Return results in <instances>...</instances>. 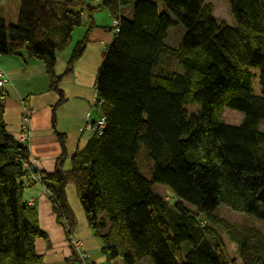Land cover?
<instances>
[{
  "label": "trees",
  "instance_id": "obj_1",
  "mask_svg": "<svg viewBox=\"0 0 264 264\" xmlns=\"http://www.w3.org/2000/svg\"><path fill=\"white\" fill-rule=\"evenodd\" d=\"M18 1L16 23L0 20V56L42 62L61 95L58 56L83 25L85 10L108 9L114 41L96 84L94 108L105 127L77 148L69 170L31 172L30 150L9 131L7 93L0 88V264L44 262L36 243L47 235L24 199L26 183L46 189L68 241L75 220L66 187L75 184L108 262L230 264L215 228L227 226L219 208L264 223V0H227L232 26L219 23L206 0H105L95 8L87 0ZM180 27L184 35L171 44ZM86 43L87 37L75 46L65 75ZM168 60L176 69L164 66ZM252 69L259 70L260 95ZM221 106L243 113V123L219 121ZM57 136L65 149L66 136ZM144 153L149 173L140 164ZM157 185L176 200L158 196ZM229 229L242 263L264 264L263 233ZM72 249L67 263L83 260L82 248Z\"/></svg>",
  "mask_w": 264,
  "mask_h": 264
},
{
  "label": "crops",
  "instance_id": "obj_2",
  "mask_svg": "<svg viewBox=\"0 0 264 264\" xmlns=\"http://www.w3.org/2000/svg\"><path fill=\"white\" fill-rule=\"evenodd\" d=\"M104 1L105 0H87V3L88 5L95 8L102 6ZM16 8L15 17H17L18 14L19 1L16 2ZM105 11L108 13V16H106L105 20H102L101 16L99 15L101 12L105 13ZM1 19L6 20L4 17H0V20ZM111 21L112 17L108 9H101L94 12L92 15H90L89 12L86 13L85 10L83 14V25L80 27L81 29L78 30V33L81 34L80 40L87 37V48L89 46V48L93 50V47L98 45L95 48V52L97 51V47L99 48V51L103 52L101 56L102 60L106 49L114 41V35L111 31ZM87 48L84 54H86L87 57L88 55H94L95 52L89 53ZM70 55L71 53L69 52L68 56L63 58L58 56L55 73L58 76L63 75L62 80L65 79L66 85L73 83L75 84V88H77L79 91H82V93L78 95V97H80V99L85 103L86 108L83 110L85 115L82 117V119L87 117L86 120L88 121L87 110L89 109V106L93 100L94 89L97 98L96 84L101 64L98 66V69L96 68V70H94L92 73H89L78 69L77 64L78 62L80 63V61H78L77 64H75L72 73L65 75L67 61L69 60ZM5 58L9 59L7 61L15 64L16 67L15 70L9 69L7 67V70L5 71V74L8 78V82L4 88L7 93V98L5 101L7 111H11V108H15L16 112H18V120L14 119L13 114H9V116L7 114L8 128L16 138H18L19 133H21L23 125H26L30 129L31 139L29 150L31 153V172L35 175L40 172H53L59 165L64 170H67L65 166L68 162H70L71 169L73 155L76 153L77 148H83L87 141H85L83 146H81L85 126L83 129L80 128L81 131L79 129L80 132L78 135V129L77 134L76 131H67V129L60 126V119L57 121L56 111L59 106L66 102L63 99L65 92L61 90L63 81H61L59 86V89L64 92L61 95L58 91L51 88V81L46 73L44 64H41L42 62L34 60H29L26 62L24 58L20 56L9 55L0 56V64H6ZM80 67L83 66L81 65ZM44 76L46 78H44ZM37 77H41L39 78L38 83H40V81L43 83H40V89L36 91L37 93H30L29 86H31V82H34L35 86L37 85V82H35L37 81L35 80ZM22 83L24 86H20ZM46 84H50L48 89H46ZM90 88L92 89L91 91ZM12 91L17 94L19 101H15V98L12 99ZM87 92L88 96L86 95V97L89 99L85 101L83 96L85 93L87 94ZM58 95L60 96V99L57 102ZM37 98L40 99V105L38 101H35ZM22 102H24L23 107L19 104H22ZM11 113H14V111H11ZM26 116L28 117V121L27 124H24L22 122V118H25ZM19 117L21 120H19ZM57 133L66 136L65 149L62 148ZM26 186L27 189L24 191V199L29 204L32 203V205L38 211L40 227L47 235V240L39 239L36 243L38 254L43 256V261L45 264H68L66 260L71 257L73 246L67 239L66 231L57 222V217L52 211V206L46 189L39 183H26ZM79 224L82 223L79 222ZM82 225L84 227V223ZM79 228L80 227L76 222L72 233L77 240L83 242L86 240L85 237L87 234L82 232L83 236L80 235V232L78 231ZM83 249L84 252L88 254L87 251H89V249L86 248L84 244ZM53 256L55 257L54 259L51 258ZM88 256L90 257L89 254ZM98 261L100 262L101 259ZM141 263L144 262H140L139 264ZM85 264H88V261L85 262ZM114 264L122 263L120 260H115Z\"/></svg>",
  "mask_w": 264,
  "mask_h": 264
},
{
  "label": "rangeland",
  "instance_id": "obj_3",
  "mask_svg": "<svg viewBox=\"0 0 264 264\" xmlns=\"http://www.w3.org/2000/svg\"><path fill=\"white\" fill-rule=\"evenodd\" d=\"M17 1L18 0H0V9H1L0 10V17H4L8 24H15L17 21V17H15L16 9H17L16 8V2ZM206 2L210 3L214 6V16L216 17V19L218 20L219 23H223V24L230 25V26H232L234 24L233 18L230 14V10H229L227 0H206ZM159 5L161 6L160 2H159ZM86 13H88V10H86ZM99 16H101L102 20H105L106 16H108V13L106 11H105V13L101 12ZM111 25H112V21H111ZM79 29H81V28L78 27L75 30V32L73 33V36H74V38L72 40L73 42L64 52L60 53V55H59L60 58L68 56L69 52L72 54L75 46L80 41L83 40V39L80 40L81 34L78 33ZM184 32L185 31H184L183 27H180L179 29H173L172 33L170 35V43L177 45L180 38L184 35ZM96 46H98V45H96ZM96 46H94L93 50H92L89 48V46L87 48V43H86V48H87V51L89 53L90 52L94 53ZM85 51H86V49H85ZM102 53L103 52L99 51L98 47H97V51L92 56L88 55V57H87V55L83 53L81 58H79V60H78V61H80V63L77 61L78 62V64H77V62H76L78 69L85 71V72L92 73L94 70H96V68L98 69V66L100 64H102V62H101L102 61V57H101ZM7 60H9V59L5 58L6 64H0V69L4 73H6L5 71L7 70V67L9 69H13V70L16 69L15 64L10 63V61H7ZM168 61H169V63H165V65H164L165 67H168V68L171 66L175 67V64L170 62V60H168ZM41 64H43V63H41ZM81 65L83 67H80ZM175 69H176V67H175ZM252 71L255 74V77L253 79L254 92L256 94L260 95L261 94V86L259 83V70L252 69ZM39 78H41V77H37L35 79V80H37V81H35V82H37L36 86H35L34 82L33 83L31 82V86H29L30 93H37L36 91H38L40 89V83H43V82L40 81V83H38ZM44 78H46V77L44 76ZM62 81H63L62 82L63 85H62L61 90L65 92L63 99L66 102L64 104H62L61 106H59L57 111H56L57 121H59V119H60V123H61L60 126L67 129V131L68 130L76 131V134H77V129H78V135H79V132L81 131V129L84 128V126H85L84 130L89 127V120L98 118L97 112L94 108V106L98 104L95 89H94L93 100L89 106V109L87 110V112H88V121H87L86 120L87 117L85 119L84 118L82 119V117L85 115V112H83V110L86 109L85 103L83 102V100L80 99V97H78V95L81 94L82 91H79L77 88H75L74 87L75 84L71 83V84L66 85L65 79ZM49 85L50 84H48V85L46 84V87H47L46 89H48ZM20 86H24V84L22 83ZM43 88H44V86H43ZM91 90L92 89L90 88V91ZM13 91L11 93L12 99L15 98L14 99L15 101L16 100L19 101L17 98V94ZM86 95L88 96V92H87V94L85 93V95L83 96L84 97L83 99L85 101L87 99H89L88 97H86ZM59 99H60V96L58 95L57 102ZM35 101H38L39 105H40V99L39 98L35 99ZM19 104L23 107L24 102H22V104L21 103H19ZM197 108L199 109L198 106H197ZM187 109H188L189 115L195 114L197 112L196 108L193 106H190V105L187 106ZM11 111L12 112L14 111V113H11ZM11 111L10 110L7 111L8 116H9V114H13L14 119L18 120L17 119L18 112H16V109L11 108ZM216 117L219 119V121H223L226 124L232 125V126H239L244 121V114L243 113L229 109V108H226V107H222V106L216 108ZM19 120H21L20 117H19ZM22 120H23L22 122L24 124H27L25 122V118H22ZM27 121H28V119H27ZM85 123H86V125H85ZM24 128L28 129V132H27L28 136H27L26 142L23 143V145H25L29 148L30 139H31V137H30L31 131L26 125H23L21 130H23ZM79 129H80V131H79ZM93 130L87 129L86 131L83 132L84 135L82 137L81 146H83L85 141H88L92 137ZM20 134L21 133H19L18 139L20 137ZM73 139H75V138H73ZM73 139H71V140H73ZM140 164H141L142 170L145 173H149L150 161L148 160L146 153H144L140 157ZM65 168L67 170L70 169V162H68L66 164ZM154 192L158 196H161L162 198H165L167 200L170 199L172 202H174L176 200L174 194L170 191V189H167L163 186H159V185L155 186ZM66 193H67L68 204H69V206L73 212V218L75 220V223L77 222L78 226L80 227L78 230L80 232V235L83 236L82 232L84 234H87L85 237L86 240H84V241L82 240L83 241L82 244H84V246H86V248L89 249V251H87L88 254L90 255V257L88 259V264H93V263H96V264H114V261L108 262L105 259L104 255L102 254V250H101V248H102L101 240L94 236L91 228L88 225L84 210L82 208L81 202H80L78 194H77L76 185L75 184H68L66 187ZM217 216H218V218H220L221 220H223V222H226V224H227V226L225 228L220 226V225L215 226V228L223 240L224 254L226 255V257L228 259V263H230V264H243L241 259H240L239 246L237 243H235L233 241L230 233L228 232V231H230L229 228L234 229V230H238V231H243V230L249 231V230L255 229V230L261 231L264 235V223L262 221L256 219L255 217H252V216H250L248 214H244V213L234 212L225 206H221L219 208V210L217 212ZM79 222L82 224L84 223V227L82 224H79ZM41 230L43 231L42 228H41ZM71 235L73 238H75L73 236L72 232H71ZM70 240L72 241V238H70ZM71 241H70V244L72 245ZM81 252H84L83 245H82ZM51 258L54 259L55 257L53 256ZM100 259H101V261L99 262L98 260H100ZM83 261L84 260L76 261L74 264H85ZM143 262L144 263H141V264H151L149 260L148 261L146 260ZM43 264H45V262Z\"/></svg>",
  "mask_w": 264,
  "mask_h": 264
},
{
  "label": "built area",
  "instance_id": "obj_4",
  "mask_svg": "<svg viewBox=\"0 0 264 264\" xmlns=\"http://www.w3.org/2000/svg\"><path fill=\"white\" fill-rule=\"evenodd\" d=\"M115 24L117 26V22H115ZM118 31L119 30L117 29L115 32H118ZM7 82H8V78H7L6 74L2 70H0V88L4 87ZM27 119H28V117L26 116L25 117V122L26 123H27ZM105 122H106V120L104 118H98V119H95V120L94 119L93 120H89V127L87 129H92V130L94 129L93 133H95L97 130H102L105 127ZM27 132H28V129L24 128L22 130L21 134H20L19 141L22 144L26 142V139H27V136H28ZM38 180H39V177L37 178V181ZM71 243L73 245V248L76 251L81 250L82 245H83L82 242L76 241L75 239H72ZM80 257L84 260V259H86L87 254L85 252H81L80 253Z\"/></svg>",
  "mask_w": 264,
  "mask_h": 264
}]
</instances>
